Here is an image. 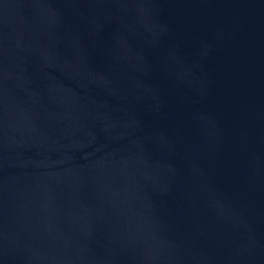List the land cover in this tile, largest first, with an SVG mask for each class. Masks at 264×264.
<instances>
[{"label": "water", "instance_id": "95a60500", "mask_svg": "<svg viewBox=\"0 0 264 264\" xmlns=\"http://www.w3.org/2000/svg\"><path fill=\"white\" fill-rule=\"evenodd\" d=\"M0 264H264V0H0Z\"/></svg>", "mask_w": 264, "mask_h": 264}]
</instances>
